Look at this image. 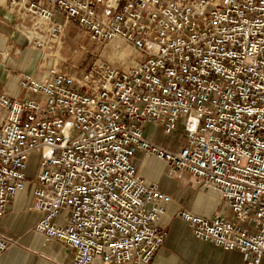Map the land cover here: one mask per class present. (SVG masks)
<instances>
[{
	"label": "built area",
	"instance_id": "obj_1",
	"mask_svg": "<svg viewBox=\"0 0 264 264\" xmlns=\"http://www.w3.org/2000/svg\"><path fill=\"white\" fill-rule=\"evenodd\" d=\"M60 39L69 23L93 42L122 40L142 58L115 67L96 58L77 75L20 73L33 96L0 95V220L30 182L35 229L60 241L72 264H150L165 241L158 221L171 196L146 182L136 151L167 175L188 172L216 191L211 217L182 211L192 234L246 264L264 258V0H10ZM42 46L43 42L35 40ZM175 135L177 149L144 135ZM64 215L62 223L57 219ZM9 240L0 235V253Z\"/></svg>",
	"mask_w": 264,
	"mask_h": 264
},
{
	"label": "crops",
	"instance_id": "obj_2",
	"mask_svg": "<svg viewBox=\"0 0 264 264\" xmlns=\"http://www.w3.org/2000/svg\"><path fill=\"white\" fill-rule=\"evenodd\" d=\"M47 37L48 27L39 18L20 5H11L10 0H0V95L5 94L13 99L33 96L21 88L20 73H28L43 80L52 77L53 68L77 75L88 67L89 64L81 70L75 68L78 57L70 65L64 64L65 54L71 47L66 43L65 35L54 41H48ZM35 40L42 41L43 45H36ZM119 43L120 40L116 39L108 46L117 54L113 60L115 67L132 65L142 58L132 46L123 48ZM6 115L7 111L0 107V126ZM152 126L161 127L145 125L144 135L147 138L177 149L147 134V129ZM134 161L146 182L157 183L163 192L171 196L158 221L159 227L166 233L165 241L150 264H246L241 253L226 251L196 238L181 217V212L185 210L201 216H213L219 211L221 203L216 191L205 188L185 171L169 177L167 164L157 156L147 157L142 151H136ZM35 172L30 173L28 169L30 182L11 199L4 218L0 220V235L9 240V247L0 253V264H72L73 253L68 247L57 240L45 244L43 235L35 229L42 216L34 205L31 181ZM63 216L57 222L62 223ZM91 264L106 263L102 258L95 257ZM261 264H264V258Z\"/></svg>",
	"mask_w": 264,
	"mask_h": 264
},
{
	"label": "rangeland",
	"instance_id": "obj_3",
	"mask_svg": "<svg viewBox=\"0 0 264 264\" xmlns=\"http://www.w3.org/2000/svg\"><path fill=\"white\" fill-rule=\"evenodd\" d=\"M64 35L66 43L70 44L71 46L69 47L70 50L65 54L67 56L66 60L64 61L65 65H70L76 57L79 59L78 64L75 67L78 70H81L84 66H87L96 58L103 59L106 63H109L112 66L116 65L113 60L117 58V54L108 48V46L111 45L113 41L104 44L93 42L85 30L80 28L75 23L68 24ZM119 46L123 48H130V45L122 40H120ZM146 133L150 134L160 143L172 145L174 148H179L183 141L181 129H179L175 135H168L164 133L161 127L152 126L147 129ZM39 154L40 152L36 150L30 156V173H34L37 169ZM156 168H159V164H157Z\"/></svg>",
	"mask_w": 264,
	"mask_h": 264
}]
</instances>
